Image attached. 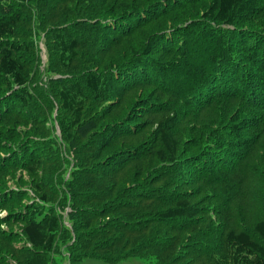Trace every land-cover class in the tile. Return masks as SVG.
Instances as JSON below:
<instances>
[{"label":"trees","instance_id":"trees-1","mask_svg":"<svg viewBox=\"0 0 264 264\" xmlns=\"http://www.w3.org/2000/svg\"><path fill=\"white\" fill-rule=\"evenodd\" d=\"M177 1L0 0V155L5 157L0 164L25 170L39 202L18 206L11 216V220L22 224L19 234L0 232V240L6 244L18 238L29 245L20 250L23 254L18 264H50L44 258L57 246L63 249L61 258L52 264L61 260L79 264L84 258L118 263L129 257L140 258L145 264H152L154 259L160 264H264V220L254 224L251 234L233 228L221 230L205 208L192 204L191 197L180 192L181 185L190 179L177 158L174 137L175 110L179 106L193 107L194 100L208 90L212 89L213 94L226 90L227 77L237 83L244 75L239 72L241 64L263 77L258 80L249 76V81L255 90L252 100L264 106V0H207L197 19L177 16V11L192 3ZM36 3L41 20L47 26L53 21L52 28L57 29L47 34V43L52 54L50 71L62 78L52 82L47 91L33 87L31 72L34 51L25 6ZM161 16H168V24L156 22ZM77 19L82 20L75 22ZM94 19L112 20L113 24H91ZM123 24L126 26L121 30ZM143 27L147 38L138 41L137 37L134 47L126 49L118 63L103 65L102 60L95 59L90 48L103 44L111 47L114 35L127 38ZM224 29L226 32H222ZM167 30L171 31L170 38L165 39L160 51L172 54L170 60L149 58L154 44L163 40L159 31ZM87 45L89 50L85 51ZM147 72L154 76L157 88L161 85L159 91L166 98L163 104H155L160 105L158 110L164 117L156 122L151 136L161 149L148 154L146 146L135 145L132 140L123 142V150L102 160V152L112 148V139L118 140L117 131L122 130L119 125L125 122L123 119L104 125L96 109L93 114L87 110L90 113L85 115L89 99L120 102L125 89L135 88L131 86L138 78L147 81L143 76ZM53 98L57 105L51 101ZM41 102L48 104V110L54 106L71 116L70 123L59 125L66 158L69 153L73 156L71 163L58 151L60 145L47 140L44 144L34 142L29 135L41 121H52ZM233 121L237 124L228 127L230 132L237 135L245 131L243 120L234 117ZM130 153L148 154L156 165L145 168V175L143 168L136 166L132 176L116 177L130 164V159L124 157ZM138 161L143 163L141 158ZM218 161L214 167H218ZM60 162L72 165L66 183ZM45 165L51 166L46 176ZM194 165L195 173L203 169V165ZM221 166L212 180L219 186L213 193L216 196L218 192L219 203L225 204L236 195L240 182ZM40 171L42 180H38ZM10 195L15 197L13 192ZM21 197L26 196L22 193ZM15 201L18 205L19 199ZM47 203L52 206H45ZM55 204L70 206V227L62 226ZM170 223H178L174 235L161 228ZM2 251L0 260L4 261Z\"/></svg>","mask_w":264,"mask_h":264},{"label":"rangeland","instance_id":"rangeland-1","mask_svg":"<svg viewBox=\"0 0 264 264\" xmlns=\"http://www.w3.org/2000/svg\"><path fill=\"white\" fill-rule=\"evenodd\" d=\"M189 1H192V3L187 5L185 10L177 11V16L185 15L187 17L190 15L196 19L199 18L202 5L207 0H188V2ZM1 2H4V0H1ZM177 2L183 1L178 0ZM38 4L39 3H36L31 7L25 6V9H28L29 12L27 27H30V35L34 51V61L31 72L33 74V87L37 86V88L47 91L48 88L51 87V83L61 79L62 76H55L50 71L52 54L48 50L47 43V34L57 29L52 28L53 21L49 22L51 24L47 26L46 22L41 20V11H39L40 8ZM172 16L175 17L173 14ZM167 18L168 16L166 18L161 16L159 19L157 18L156 22L161 25H166L169 22ZM49 19L52 20L50 12ZM81 20L82 19H77L75 22H80ZM97 22L109 25L113 24L112 20L102 21L98 19H94L90 23L94 24ZM126 22L128 23V21ZM129 24L130 26L132 25L130 22ZM123 25L124 28L122 27L121 30L125 29L126 24ZM222 27L228 28L224 26ZM145 30L146 27L137 29L136 35L127 38L122 37L121 39L119 36L114 35L113 42L115 44L111 47H108L107 44H103L101 47L98 46L99 48L94 47L93 49H90L92 53H94L95 59L103 61V65L108 62L118 63L122 58V55L125 54V50L134 47V40L137 37L138 41L147 38ZM161 32L162 31H159L158 36H164L163 40L154 44L155 47L152 48L148 57H153L159 61L166 62L170 60L172 54H167L166 51L163 50L160 51V48L165 46L164 41L165 39L170 38L168 34H170L171 31L167 30L163 33ZM222 32H226V30L224 29ZM170 41L171 40H169V42ZM84 49L85 51L89 50L88 45ZM246 68V65H240L239 72L240 74L242 72L244 75L239 78L238 82H243L244 85L238 82L236 83L231 79H227L228 77L225 74L227 78H225L226 83L224 88L226 90H222L218 92V94H213L212 89L211 91L208 90L205 92V95L202 94L198 97L199 99L194 100V106L191 108L183 109L179 106V101L175 102L171 99L169 100L171 103H175L179 106L175 110L177 117L174 126V137L178 146L177 158L185 168L184 175L190 179L188 184L181 185L179 188L180 192L189 195L192 204L205 208L207 213L212 215V222L215 223L216 227L221 228V230L223 228H233L236 230L247 231L251 234L254 224L259 220H264V106L262 107V104H258L257 101L252 100V97L254 96L252 94L255 93V90L252 89L254 84H251V81H249V79H251L249 76H251L252 79L254 78L258 80H262L263 77L255 71H248ZM143 76L148 78L147 81L143 82L138 78L131 86L136 87L129 90L125 89V95L120 102H96L89 99L86 105L85 115L90 113V111L87 110H92L93 114V111L96 109V112L102 115L101 120L104 122V125H113L116 123L115 121H122L123 119L125 122L123 125H119L122 130L117 131L118 140L114 138L112 139V148L110 147L111 149L108 148L102 152V160H104L103 158L108 154H114V152L123 150V142L128 143L132 140L133 142L136 141L134 143L135 145L141 147L146 146L145 150L149 151L148 154L154 150L161 149L158 141L151 138V136L153 135L152 133L155 129L156 122L164 117V115H162L164 113L158 110L160 105L156 106L155 104H163L166 98H164L165 95L159 91V89H162L160 87L161 85L159 84V88H157V86L153 84V82L155 83L154 76H152L150 72L144 73ZM63 78H68V76H64ZM240 79L242 81H240ZM261 93H264V90ZM261 95L262 94L255 96L258 98ZM51 101L57 105L54 98ZM41 103H43L40 105L41 108L44 111L46 108L48 111V117L50 116L52 121H41L39 125H36V130L29 135L34 142L43 143L47 140V142L51 141L52 144L60 145L57 149L62 152L63 156L66 158L67 155L64 153L65 148L62 146V138L64 139V135L61 133L59 125H67L70 123L71 116L59 111L58 108L56 109L54 106L53 109L48 110V106H46L48 104L44 102ZM234 117L243 120L246 126L245 131L242 133H236L237 135L233 134V132H230V129H228L230 126H236L237 123L233 121ZM125 118H129V121ZM40 120L42 119L40 118ZM138 132L139 134L134 135L133 137L127 138L128 136H126ZM144 134L147 137L146 140H143ZM117 135L114 137H117ZM215 136L220 137L216 142L213 141L216 138ZM147 141L148 143H146ZM237 142L239 145H236ZM63 143L66 144V141L64 140ZM218 146L221 147L220 150H217ZM61 147H63L62 150ZM133 148L137 149L138 147ZM148 154L146 156H143L142 153L141 155L130 156L132 155L130 153L128 156H124L126 159H130V164L122 173L116 174V177H122L124 175L132 176L133 172H135L138 167L143 168L141 170L145 175L146 171L144 169L151 165L154 166L155 164V159ZM68 156L69 157L66 159L71 163L73 156L71 153H69ZM4 158V155H0V163H3ZM140 158L143 163L139 164L138 160H140ZM216 159H219L217 162L219 163L218 167H214ZM196 163L203 165V169L198 173H195L194 170V164ZM220 163L222 164L220 168L223 169L224 172L229 175H236L240 182V187L236 195L225 204L221 202L219 203L218 192L216 193V196L213 193L214 190L218 191L219 187L218 184L212 180L215 177V170H219L217 168H219ZM60 164L63 166L62 171L60 172L61 177L64 179L63 182L66 183L69 180L72 165L62 162H60ZM136 166L137 168H135ZM50 167V165L43 166L44 176L49 172ZM53 172L55 174V167ZM209 173H211V175H208ZM55 175H58V172ZM42 178L43 173L40 171L38 180H42ZM32 182V178L25 170L19 167H6V165L0 164V232H5L8 235L20 233L22 224L11 220V216H14L15 213H17L16 209L20 205L39 203L35 198L36 196L33 192L34 189L30 186ZM40 182L43 183V181ZM142 182L143 178L140 183ZM11 192L15 194V197L10 195ZM22 193H24L26 197H21ZM15 198L19 199L18 205L15 203ZM3 205L6 206L3 207ZM45 206L52 205L47 203ZM54 208L61 217L62 226L70 227L68 219L70 206H59L58 204H55ZM177 225L170 223L161 228L167 234L174 235L176 233L174 228L177 227ZM23 243L24 242L18 238L14 240L12 239V242H9V244L0 240V250L2 251L3 249L1 253L4 254L3 258H5L4 261L0 260V264H18L17 261L19 262L22 257L21 255L23 254L20 250L22 248H29V245ZM62 250L63 249H61L60 246H57L54 252L48 254L44 260H47L50 264H52V262L54 263V260L61 258L60 253ZM185 260H189L188 256ZM61 261V263L60 261L57 262L59 264H67L64 260ZM79 264L145 263L140 258L129 257L118 263H106L95 258H84ZM152 264L160 263L156 262L154 259L152 260ZM186 264H189V261Z\"/></svg>","mask_w":264,"mask_h":264}]
</instances>
